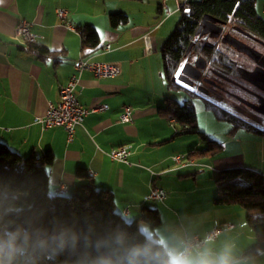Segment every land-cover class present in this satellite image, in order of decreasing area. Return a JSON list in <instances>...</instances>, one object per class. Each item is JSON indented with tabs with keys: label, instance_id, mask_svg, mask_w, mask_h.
I'll return each instance as SVG.
<instances>
[{
	"label": "crops",
	"instance_id": "obj_1",
	"mask_svg": "<svg viewBox=\"0 0 264 264\" xmlns=\"http://www.w3.org/2000/svg\"><path fill=\"white\" fill-rule=\"evenodd\" d=\"M186 1L0 0V141L22 157H40L50 151L54 156L49 168L52 193L62 186L70 193L87 183L76 177V172L83 169L96 189L114 194L116 208L127 221L137 219L143 207L156 209L161 225L153 232L147 228L146 233L167 253H181L185 236L204 238L211 230L229 223L234 225L233 230L207 243L200 255L193 252L190 256L228 258L231 264H264V252L242 257L254 244L252 231L243 225L245 211L235 206H214L215 191L211 189L201 195L193 190L192 196L186 190H177L180 180L175 174L184 177L178 174L195 167L180 168L172 161L180 156L176 154L183 148L180 140L189 136L174 138L175 122L160 118L158 109L170 96L161 49L176 28L180 7ZM253 1L264 20V0ZM57 9L67 11V22L79 32L85 27L95 29L98 47L81 49L79 32L71 31L57 18ZM112 14L125 15L128 23L112 28ZM22 20L32 24L31 32L40 37L37 44L61 53V61H41L26 50L24 42L15 36ZM79 59L114 64L120 74L114 79H97L90 72L79 75L75 88L79 104L84 108L105 104L108 109L87 115L68 143L64 129L42 130L34 119L45 114L48 103L58 102L59 90L75 73L74 62ZM123 106L131 108L130 123L120 120ZM233 136L235 152L213 157L214 170L245 167L264 175V137L243 130ZM190 145L186 149H191ZM122 146L131 147L128 164L113 162L108 156ZM193 147L199 144L193 142ZM165 148L170 149L153 157L155 151ZM163 178L171 180L170 185L164 184ZM153 186L167 192L164 201H145Z\"/></svg>",
	"mask_w": 264,
	"mask_h": 264
},
{
	"label": "trees",
	"instance_id": "obj_2",
	"mask_svg": "<svg viewBox=\"0 0 264 264\" xmlns=\"http://www.w3.org/2000/svg\"><path fill=\"white\" fill-rule=\"evenodd\" d=\"M205 16L224 22L222 31L226 26L241 29L261 42L260 46L264 48V20L258 15L253 0H187L180 7L176 28L161 49L163 76L169 92H182L189 98L197 97L190 90L191 87L177 81L183 64L192 56L206 62V71L230 82L239 83L241 79L236 61V57L241 55L221 44L220 39L197 35ZM109 19L112 28L128 23V18L122 14H112ZM79 37L83 50H94L99 45L97 32L91 27H85ZM24 44L26 50L41 61L62 60L61 53L51 52L37 43ZM190 45L192 47L187 54ZM206 108L219 119L231 123L233 133L243 130L264 137V128H255L208 101ZM158 115L166 121L175 122L177 132L174 138H200L204 146L188 153L187 159L213 158L223 153L222 144L199 131L195 108L189 100L180 104L176 99L167 97L158 109ZM53 160L50 151L40 157L33 154L22 157L0 141V240L7 239L4 235L6 232H16L18 229L27 230L33 241L37 236L54 233L76 238L75 246L66 247L62 252L51 248L41 252L30 242L26 246L25 256L18 257V264H96L101 257L121 264L128 253L137 249L144 250L149 257L163 258L167 253L165 249L154 237L140 230V224L151 232L161 225L156 209L143 207L138 218L128 223L116 208L114 194L109 190L96 189L83 169L76 172V177L88 180L87 183L73 188L70 194L67 188L65 194L52 193L49 168ZM215 184L214 206H235L246 213L245 222L254 235V244L242 257L251 258L264 252V175L245 167H232L219 171ZM17 244H24L23 235ZM195 253L200 255L202 251Z\"/></svg>",
	"mask_w": 264,
	"mask_h": 264
},
{
	"label": "rangeland",
	"instance_id": "obj_3",
	"mask_svg": "<svg viewBox=\"0 0 264 264\" xmlns=\"http://www.w3.org/2000/svg\"><path fill=\"white\" fill-rule=\"evenodd\" d=\"M230 34L231 36L235 37L236 39L244 42L245 44L249 45L250 47H253L255 50L260 51L264 54V48L257 44L256 42L246 40V38L242 37L240 34L235 31L234 28H230L229 26H226L223 29V35ZM241 56L236 57V61L239 68H243L246 70H252L254 68V63L250 61L246 56L240 54ZM196 59V57L192 56V58L188 59L186 62L193 63ZM209 74H212L209 71H205ZM215 80L221 84L223 88L230 91H235L241 98L250 101L254 103V100L249 95L245 94L244 92L235 89L231 85L227 84L224 81L218 80V79H212L213 82ZM205 89L207 90V94L203 95V93H200V91L190 88V90L197 96V97H191L187 94H184L182 92H170V96L174 99H176L180 104H184V102L189 100V103L193 105L196 112V119H197V127L199 131L210 138L211 140L217 141L218 143L223 145L224 154H230L234 153L236 150V139L235 136H233V130L234 127L231 123L226 122L222 119H219L212 110L206 108V101L210 102L211 104L215 105L216 107L225 110L229 113L235 114L238 117L244 118V120L249 121L251 124L263 128L264 127V118L261 116H258L254 112H252L249 108L240 105L232 98L227 97L224 95V93H220L219 91L214 90L210 86H205ZM263 121V122H262ZM185 140H180V143H182V149L176 153L177 155L186 157L188 153L192 152L194 149H200L204 145L201 142L200 138L198 136H189L187 138H184ZM193 142L199 144V147H193ZM192 143V144H191ZM191 144V145H190ZM191 147V149H186L187 146ZM170 148H165V150H157L153 154V157L158 156V153L160 155H164L166 151H169ZM163 152V153H162ZM195 161V164L188 170H184L181 173L178 174H185L184 177L177 178V175L175 174L176 179H178L179 185L177 186V190L181 192L188 191L189 195H193V190L197 189V195L206 194L209 192L208 190L215 191L216 194V184L215 180L218 177V172L214 170L213 160L210 157H201L193 159ZM166 166H171L170 163H167ZM190 172V173H189ZM195 172L196 174L192 176H188V174H191ZM188 173V174H187ZM164 179V178H163ZM171 180L164 179V184L170 185ZM167 188V187H166ZM58 190V189H57ZM56 190V191H57ZM55 191V192H56ZM205 191V192H204ZM70 194V193H69ZM188 195V194H187ZM188 195V196H189ZM156 203V202H154ZM245 213V212H244ZM246 216V213H245ZM128 223H131L132 221H127ZM243 225H246L245 217H244V223ZM196 227L199 228V223L196 225ZM140 230L144 232L145 234L147 231V227L144 224H140Z\"/></svg>",
	"mask_w": 264,
	"mask_h": 264
},
{
	"label": "built area",
	"instance_id": "obj_4",
	"mask_svg": "<svg viewBox=\"0 0 264 264\" xmlns=\"http://www.w3.org/2000/svg\"><path fill=\"white\" fill-rule=\"evenodd\" d=\"M57 18L65 23L66 27L73 32H79L67 22L68 13L64 9H57ZM32 24L26 20L19 22L15 28V36L24 43L36 44L39 36L31 32ZM80 33V32H79ZM75 73L71 76L66 86L59 90V100L57 103H48L45 114L34 119V124L40 125L42 130L61 127L67 133V142L73 140L74 132L77 127H80L84 119L89 114L102 113L108 109L105 104L97 105L90 108H84L79 104L75 95V88L79 82V75L82 72H90L97 79H114L120 74L117 66L110 63H96L88 60L79 59L74 62ZM120 120L123 123L131 122V108L128 106L121 107ZM130 146H122L111 150L108 153L109 158L113 162L128 164V157L130 155ZM172 161L180 168L193 166L194 161L183 156H175ZM66 187H59L57 194H65ZM167 192L158 187H151L150 192L145 196V201L162 202L167 198ZM128 214V211H125ZM234 225L223 223L219 227L211 230L204 238L198 235L185 236L182 241L181 253L188 255L191 252H199L207 242L215 241L222 233L231 231Z\"/></svg>",
	"mask_w": 264,
	"mask_h": 264
},
{
	"label": "clouds",
	"instance_id": "obj_5",
	"mask_svg": "<svg viewBox=\"0 0 264 264\" xmlns=\"http://www.w3.org/2000/svg\"><path fill=\"white\" fill-rule=\"evenodd\" d=\"M7 239L0 240V264H18V257L25 256L26 246L33 244L34 248L46 252L50 248L62 252L66 247H74L75 237H67L63 233H54L50 236H37L32 240V235L27 230L18 229L16 232L4 234ZM24 237V244H17L20 236ZM96 264H114L110 258L101 257ZM121 264H231L228 258L212 259L208 257H192L183 253L169 252L163 258L149 257L144 250H132Z\"/></svg>",
	"mask_w": 264,
	"mask_h": 264
},
{
	"label": "water",
	"instance_id": "obj_6",
	"mask_svg": "<svg viewBox=\"0 0 264 264\" xmlns=\"http://www.w3.org/2000/svg\"><path fill=\"white\" fill-rule=\"evenodd\" d=\"M224 25V22L205 16L202 19V23L197 30V35H208L211 39H220L221 44L226 45L237 53L246 56L250 61H252L256 65V67L251 71L243 68H238L237 71L240 75L241 80L259 90L264 89V55L259 51L255 50L253 47H250L244 42L231 36L230 34L223 35L222 27ZM236 31L250 39H253L241 29H236ZM253 40L258 44H261V42H259L258 40ZM191 47L192 45H190L189 49L187 50V54L189 53ZM205 68L206 62L202 58H198L194 65L185 64L181 68V73L177 78V81L188 87H191L194 81L200 79L201 71ZM174 81L176 80L174 79ZM208 83L211 85L213 84L211 82ZM235 99L239 103L250 108L254 113L264 118V98L258 97L257 105L251 104L239 97H235Z\"/></svg>",
	"mask_w": 264,
	"mask_h": 264
},
{
	"label": "flooded vegetation",
	"instance_id": "obj_7",
	"mask_svg": "<svg viewBox=\"0 0 264 264\" xmlns=\"http://www.w3.org/2000/svg\"><path fill=\"white\" fill-rule=\"evenodd\" d=\"M242 37H244V38H246V40H250V41H253V42H255L253 39H250V38H248V37H246V36H244V35H242V34H240ZM205 36H208V35H205ZM257 43V42H256ZM258 44V43H257ZM260 45V44H259ZM260 52V51H259ZM261 53V52H260ZM263 54V53H262ZM264 55V54H263ZM197 61V59L193 62V63H190V62H185L183 65H185V64H191V65H194V63ZM256 67V65L254 64V68ZM253 68V69H254ZM252 69V70H253ZM206 71V68L204 69V70H202L201 71V77H200V79L199 80H197V81H194L193 82V84H192V86H191V88H194V89H196V90H198V91H200V93H203V95H206L207 94V90L205 89V86H210V87H212L214 90H216V91H219L220 93H224V95H226L227 97H229V98H232L233 100H235L237 103H239L236 99H235V97H239V98H241L235 91H230V90H226L225 88H223L222 86H221V84L220 83H218L216 80H215V82H213L212 81V79L214 78H216V79H218V80H220V82L221 81H224V82H226L227 84H229V85H231L232 87H234L235 89H237V90H240V91H242V92H244L245 94H247V95H249L250 97H252V99L254 100V103H252V102H250V101H247V100H245V101H247V102H249V103H251V104H255V105H257L258 104V97H262V98H264V89H262V90H259V89H257V88H254V87H252L251 85H249V84H247V83H245V82H243L241 79H240V81H239V83H236V82H230V81H228L227 79H225L224 77H222V76H219V75H217V74H215V73H212V74H209V73H207V72H205ZM250 71V70H249ZM205 81H208V82H211V83H213L212 85L211 84H209L208 82H205ZM222 83V82H221ZM243 99V98H242ZM240 105H243V104H241V103H239ZM244 106V105H243ZM246 107V106H245ZM248 108V107H247ZM250 109V108H249ZM251 110V109H250ZM252 111V110H251ZM253 112V111H252ZM256 114V113H255ZM258 115V114H257ZM259 116V115H258Z\"/></svg>",
	"mask_w": 264,
	"mask_h": 264
}]
</instances>
